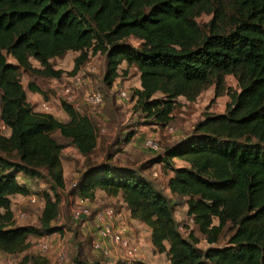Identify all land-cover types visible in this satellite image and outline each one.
Wrapping results in <instances>:
<instances>
[{"label":"trees","instance_id":"1","mask_svg":"<svg viewBox=\"0 0 264 264\" xmlns=\"http://www.w3.org/2000/svg\"><path fill=\"white\" fill-rule=\"evenodd\" d=\"M202 12L211 14L205 26L196 19ZM129 36L139 45L127 42ZM67 50L78 51L72 68H55L50 59ZM98 52L105 56L107 86L123 60L137 68L133 106L162 124L180 95L194 100L208 84L214 85L215 96L229 95L224 111L206 113L150 160L170 167L167 188L185 198L187 214L211 245L197 246L192 229L181 232L167 191L136 168L113 164L111 151L103 161H91L98 134L87 113L63 98L64 121L33 109L27 100L19 67L61 77L75 74ZM30 57L40 66L32 65ZM229 73L238 89L225 86ZM27 85L41 92L34 81ZM0 120L9 128L0 131V151L5 152H0L1 251H23L29 234L62 229L53 223L58 190L65 186L64 144L51 134L58 130L90 160L75 183L78 194L93 199L100 188L120 196L130 215L149 226L153 250L167 253L164 264H264V0H0ZM132 135L128 131L117 140L128 142ZM174 157L186 163L177 166ZM18 173L46 178L54 191L55 196L43 190L38 225L13 220L10 196L31 191ZM228 222L233 231L217 245ZM92 248L98 259L89 262L77 252L75 264H98L103 252Z\"/></svg>","mask_w":264,"mask_h":264},{"label":"rangeland","instance_id":"2","mask_svg":"<svg viewBox=\"0 0 264 264\" xmlns=\"http://www.w3.org/2000/svg\"><path fill=\"white\" fill-rule=\"evenodd\" d=\"M210 18L211 14L206 12H202L196 17L197 21L204 26ZM126 41L135 46L140 43V40L134 36H129ZM77 54L78 51L67 50L65 53L54 56L50 60L55 68H62L67 71L72 68L74 57ZM8 58L11 59L10 57ZM30 61L32 65L40 66L36 59L30 57ZM104 63V54L98 52L89 55L88 59L75 74L63 73L61 77H50L32 73L23 67H19V78L25 87L27 100L31 103L33 109L51 112L60 120L68 119V115L62 109L60 103L63 99L61 86L65 82L69 83L70 77L77 75L80 79V85L73 87V93L78 99L85 92H101L103 95L102 104L81 102L77 109L80 112L87 113L97 129L98 143L90 155L91 161H103L107 152L111 151L113 152L111 159L113 164L136 168L159 190L162 192L167 191V197L172 203L173 214L181 232L186 234L189 229H192L198 237L197 246L205 248L211 245V243L207 242L205 235L194 224L190 215L187 214L185 198L172 194L168 189L165 190L167 178L172 173L170 167L162 161L153 162L150 160L156 154L161 153L166 146L171 145L189 133L194 123L206 113L224 111L226 102L230 99L229 95L226 91H223L215 96L214 85L208 84L194 100H187L185 97L180 96L178 99L176 98L169 121L162 124L152 118H148L133 106L135 99L132 97V93L139 86L137 68L131 66V68L123 70L121 66H118V76L114 79L112 85L107 86L103 80ZM29 81H34L41 89V92L30 90L27 85ZM225 86L238 89L236 78L230 73L225 75ZM121 89L127 92V99L119 95V90ZM156 95H160V93L157 92ZM43 102H46L47 107L42 105ZM110 109H114L113 113ZM1 123L2 121L0 120ZM128 131L133 134L130 140L125 142L120 139L121 141L118 142L117 138H122ZM2 132L8 133L9 129H3ZM51 134L64 144L61 149V161L65 165V186L63 189L58 190L59 213L53 220V223L60 225L62 229L56 232L31 235L29 237V245L23 251L16 253L0 251V264H55L61 252H64L66 257L56 264H75L73 258L77 252H80L81 256L89 262L99 258L98 253L93 250L91 245L95 236L92 219L75 220L72 218L71 213V208L79 195L75 183L80 170L90 160L87 161L82 154L80 155L74 146L59 134L58 130H54ZM148 135L153 136L157 140L160 146L158 150L151 151L143 146L142 139ZM1 153L5 154V152ZM7 155L15 157L12 153ZM172 163L181 164L183 161L174 157ZM23 176L27 178L23 173H18L17 179L22 180ZM28 179L30 194L35 196V201L30 202L26 196V199L16 200L12 209L15 214L19 212L25 213L24 217L20 218L16 224L38 225V217L41 211L39 206L44 202L43 190L47 189L53 196L55 195L54 191L49 187L50 185L46 178L28 177ZM103 196L98 195L97 200L87 199L89 207L94 210V208L106 205L114 206L113 201H107ZM214 222H216V219H214ZM232 231L231 223H226L216 244H225L228 235ZM42 240L49 243L45 250H41L37 246V243ZM138 243L141 246L143 245L140 238ZM141 253V256H135L132 264H164L168 262V255L165 251L157 252L148 243L141 250ZM34 259L37 261H34Z\"/></svg>","mask_w":264,"mask_h":264},{"label":"built area","instance_id":"3","mask_svg":"<svg viewBox=\"0 0 264 264\" xmlns=\"http://www.w3.org/2000/svg\"><path fill=\"white\" fill-rule=\"evenodd\" d=\"M79 82L80 79L75 75L69 78V83H63L61 86L63 98L72 104L75 109H78L80 102L101 104L102 96L99 91L85 92L78 99L73 93V87L79 86ZM119 95L124 99L128 98L127 92L124 89L119 90ZM42 105L47 107L46 102H43ZM6 128L8 127L2 122L0 124V131ZM143 146L155 151L159 149V143L150 135L143 138ZM27 197L30 202H34L36 199L32 194L27 195ZM71 213L72 218L75 220L92 219L95 236L91 244L95 249L101 250L104 255L98 264H132L135 256L141 254L142 246L138 243L139 238L133 233L129 221L122 218L120 212L114 206L106 205L93 211L89 207L87 198L79 194L75 204L71 208ZM24 215V212L14 213V222L16 223ZM48 244L47 241L42 240L37 243V246L39 249L45 250ZM65 257L66 254L61 252L55 264L64 260Z\"/></svg>","mask_w":264,"mask_h":264},{"label":"crops","instance_id":"4","mask_svg":"<svg viewBox=\"0 0 264 264\" xmlns=\"http://www.w3.org/2000/svg\"><path fill=\"white\" fill-rule=\"evenodd\" d=\"M119 66L122 67L123 70H126L127 68H131V66L127 65L126 64V61L123 60ZM119 70V68H118ZM139 75V74H138ZM139 87V86H138ZM181 96V95H180ZM178 96V98L180 97ZM177 98V99H178ZM67 120V119H66ZM65 121V120H64ZM74 148L76 149V147L74 146ZM77 150V149H76ZM78 152V151H77ZM79 153V152H78ZM80 154V153H79ZM81 155V154H80ZM180 159V158H179ZM182 160V159H181ZM183 161V160H182ZM186 162L183 161V163L181 164H175L177 166L179 165H183L185 164ZM62 168H63V175L65 173V165L64 163L62 162ZM20 182H25L26 184H29V179L28 177L26 178L25 176H23V179L22 180H19ZM167 186L165 185V190H167ZM169 190V189H168ZM98 195H104L103 198L107 199V201H113V205L115 206V208L120 212L122 218H125L126 220L129 221L130 225H131V228H132V231L133 233L136 235V237L140 238V241L142 242V249H144V246L147 245V243L152 246L151 244V241H150V228L147 224H145L144 222L132 217L130 215V211L129 209L127 208L126 204L121 200L120 196H111V195H107L105 193L104 190L100 189V188H96L94 190V197L92 200H97L98 199ZM11 208H13L14 206V203L15 201H20L21 199H26V196L24 194H21V193H14L12 194L11 196ZM104 199V200H105ZM20 203V202H19ZM44 202H42L40 204V210L43 206ZM13 210V209H12ZM41 212V211H40ZM32 234H29L28 235V240H29V237L31 236ZM142 254V253H141ZM141 256V255H139ZM139 259V258H138ZM137 259V260H138Z\"/></svg>","mask_w":264,"mask_h":264}]
</instances>
